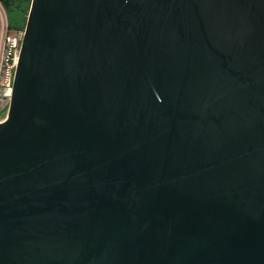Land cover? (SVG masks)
<instances>
[{
  "label": "water",
  "instance_id": "1",
  "mask_svg": "<svg viewBox=\"0 0 264 264\" xmlns=\"http://www.w3.org/2000/svg\"><path fill=\"white\" fill-rule=\"evenodd\" d=\"M0 264H264V0H32Z\"/></svg>",
  "mask_w": 264,
  "mask_h": 264
},
{
  "label": "built area",
  "instance_id": "2",
  "mask_svg": "<svg viewBox=\"0 0 264 264\" xmlns=\"http://www.w3.org/2000/svg\"><path fill=\"white\" fill-rule=\"evenodd\" d=\"M0 31V93L11 100L24 31L14 33L3 22Z\"/></svg>",
  "mask_w": 264,
  "mask_h": 264
},
{
  "label": "rangeland",
  "instance_id": "3",
  "mask_svg": "<svg viewBox=\"0 0 264 264\" xmlns=\"http://www.w3.org/2000/svg\"><path fill=\"white\" fill-rule=\"evenodd\" d=\"M32 0H19L18 8L17 7L11 11L9 14L8 10L4 6V4L0 1V31L3 27V22L8 26V22L11 23V31L14 33H20L25 30L28 11L31 6ZM10 100L5 98L0 93V121L4 120L7 117L9 110Z\"/></svg>",
  "mask_w": 264,
  "mask_h": 264
},
{
  "label": "trees",
  "instance_id": "4",
  "mask_svg": "<svg viewBox=\"0 0 264 264\" xmlns=\"http://www.w3.org/2000/svg\"><path fill=\"white\" fill-rule=\"evenodd\" d=\"M4 6L6 7V9L8 10L9 14L11 13L12 10H14L16 7L17 9L19 10L18 8V1L19 0H0ZM30 1V0H28ZM9 27L11 28V23L9 21Z\"/></svg>",
  "mask_w": 264,
  "mask_h": 264
}]
</instances>
